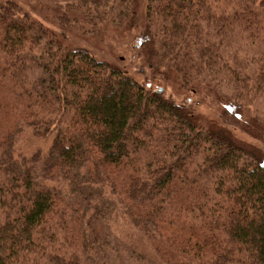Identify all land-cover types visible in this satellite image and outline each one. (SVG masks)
Listing matches in <instances>:
<instances>
[{"label":"trees","instance_id":"1","mask_svg":"<svg viewBox=\"0 0 264 264\" xmlns=\"http://www.w3.org/2000/svg\"><path fill=\"white\" fill-rule=\"evenodd\" d=\"M43 1L57 33L0 0V264H264V152L66 41L132 25L137 0ZM216 2L145 0L141 71L210 91L264 145V0Z\"/></svg>","mask_w":264,"mask_h":264},{"label":"rangeland","instance_id":"2","mask_svg":"<svg viewBox=\"0 0 264 264\" xmlns=\"http://www.w3.org/2000/svg\"><path fill=\"white\" fill-rule=\"evenodd\" d=\"M17 2H22L26 5L27 10H31L32 7H35L34 12H32L33 16L36 19L44 22L45 26L49 29H52L56 33L58 29L54 27L52 23L53 11L49 4L43 0H15ZM207 4L211 8L213 13L217 12V8L222 12L224 6L219 5L216 0H206ZM136 7H138V15L134 19L133 24L127 27L122 28H106L105 31H102L98 36L91 37H82L79 33H67L66 41L68 45L71 47H80L87 50L91 55L96 57L97 59L105 60L109 64L113 66H117L121 68L124 72L130 74L134 77L140 84L153 86L154 88H159L157 86H161L164 89V96L167 98H172L176 103L180 104H191L192 109L196 112L198 119L203 120L206 124L211 127H215L220 131V127H227L225 124H228L230 133L235 137L238 141L243 142L245 147H258L261 152H264V145L260 140L252 141V136H243L240 131V126L236 124L235 118L233 114L225 111L221 102L217 99V96L212 94L210 91L203 94H195L192 90L179 89L177 86H168L166 84L161 83L162 81H156L155 83L149 77L147 68H143L141 71V57L138 56L135 49L137 48L138 40L141 29L143 28V11L145 6V0H137L135 3ZM242 38H238V34L233 30L231 36H228L225 45L230 49L231 52H235L240 58H244L246 60H251L253 54L248 50L246 52V47L244 46ZM249 60V61H250ZM151 83L153 85H151ZM151 88V87H150ZM162 89V91H163ZM161 90V89H160ZM232 90V86L228 85L227 87L221 85L219 91L220 93H225L230 95V91ZM189 104V105H190ZM255 112L263 113L264 112V101L261 103L256 102L252 107ZM242 124V120L237 118ZM235 125V126H234ZM233 128V129H232ZM224 129V128H223ZM228 131V130H226ZM253 145V146H251ZM122 228L118 232V236H122ZM137 233H134V235ZM131 244L129 246L134 249L141 256L145 257L150 261H157L156 256L152 251V248L148 242L141 239L140 237L135 236L132 239H128Z\"/></svg>","mask_w":264,"mask_h":264}]
</instances>
